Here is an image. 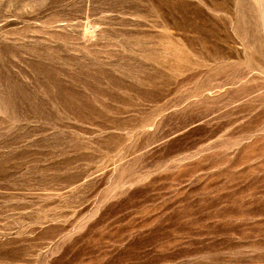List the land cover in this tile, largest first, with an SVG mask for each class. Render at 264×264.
Masks as SVG:
<instances>
[{
    "label": "rangeland",
    "instance_id": "1",
    "mask_svg": "<svg viewBox=\"0 0 264 264\" xmlns=\"http://www.w3.org/2000/svg\"><path fill=\"white\" fill-rule=\"evenodd\" d=\"M0 264H264V0H0Z\"/></svg>",
    "mask_w": 264,
    "mask_h": 264
}]
</instances>
